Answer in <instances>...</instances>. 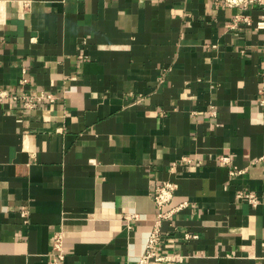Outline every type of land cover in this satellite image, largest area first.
I'll list each match as a JSON object with an SVG mask.
<instances>
[{
  "label": "crops",
  "instance_id": "obj_1",
  "mask_svg": "<svg viewBox=\"0 0 264 264\" xmlns=\"http://www.w3.org/2000/svg\"><path fill=\"white\" fill-rule=\"evenodd\" d=\"M3 1L0 264H50L56 232L58 264H136L163 181L185 206L160 264H264V11L229 29L214 0Z\"/></svg>",
  "mask_w": 264,
  "mask_h": 264
},
{
  "label": "built area",
  "instance_id": "obj_2",
  "mask_svg": "<svg viewBox=\"0 0 264 264\" xmlns=\"http://www.w3.org/2000/svg\"><path fill=\"white\" fill-rule=\"evenodd\" d=\"M23 4V6H28V1L26 0H16ZM216 4H222L226 7H233L237 9V12L231 18V21L228 23L227 27L229 29L236 28L240 23H244L245 25H251V20L249 16L243 14L244 11L248 10L251 5L258 6L262 11H264V0H214ZM5 20V1L0 0V24ZM255 30L264 29V14L261 15V18L255 22L253 25ZM6 93L0 90V98L5 96ZM48 97V96H46ZM37 100L44 99V95L39 94L35 96ZM21 100H23V104L32 108L34 103L32 102V98L30 96H21ZM213 115L214 112L211 111ZM218 160L221 163H228L229 157L227 155H220ZM243 172V169L234 168L230 170V174H238ZM177 188V183L173 181H163L159 185H157L153 192V202L157 208V212L152 223V228L148 234L146 242L144 244L143 250L137 256L136 264H160L162 262H166L172 260L171 256H168L164 253H160L158 250V245L160 242L161 236V225L162 221L168 217H170L174 212L178 211L182 207L185 206V202L179 203L176 206L168 207L172 197L174 196L175 190ZM236 197L239 199H243L247 201L252 207H256L260 204L261 200L258 195L253 192H243L237 193ZM27 209L25 207H20V216L24 218L26 221L27 218ZM133 217V215H125L124 220L126 226H128V221ZM196 237V235H191L189 233H184V238ZM52 247L54 250V257L51 260L50 264H58V262L62 259V234L61 232H56L52 236Z\"/></svg>",
  "mask_w": 264,
  "mask_h": 264
}]
</instances>
